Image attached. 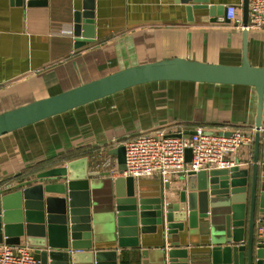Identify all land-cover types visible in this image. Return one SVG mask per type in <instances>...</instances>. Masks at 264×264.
Wrapping results in <instances>:
<instances>
[{
	"label": "crops",
	"instance_id": "crops-1",
	"mask_svg": "<svg viewBox=\"0 0 264 264\" xmlns=\"http://www.w3.org/2000/svg\"><path fill=\"white\" fill-rule=\"evenodd\" d=\"M229 3L237 5L243 20L244 0H0V113L163 58L239 64L242 28L216 21L222 17L221 7ZM88 11L93 12L90 25L95 36L76 47L75 13L85 19ZM249 32V58L253 65L264 66V29ZM257 105L253 86L177 80L139 84L0 136V181L18 173L34 179L47 169L88 157V168L100 173L93 177L96 186L91 190L93 208L100 217L112 180L106 174L111 167L103 164L110 158L119 166L118 155L111 150L124 140L157 128L184 135L199 127L252 131ZM253 156L254 143L234 157L249 162L240 167L249 176ZM259 166L261 173L262 140ZM134 184L138 195L154 200L163 188L176 196L187 180L178 176L174 185L166 187L154 176L134 178ZM192 232L193 241L183 243L193 251H206L199 228ZM92 233L94 248L116 249L115 260L108 258V263L143 264L144 249L171 243L161 233H139L137 246L120 247L109 238V226L103 222L93 224ZM255 234V241L261 242L257 226ZM21 243H26L24 237Z\"/></svg>",
	"mask_w": 264,
	"mask_h": 264
},
{
	"label": "water",
	"instance_id": "water-1",
	"mask_svg": "<svg viewBox=\"0 0 264 264\" xmlns=\"http://www.w3.org/2000/svg\"><path fill=\"white\" fill-rule=\"evenodd\" d=\"M213 9L214 6L211 13ZM220 13L222 17L216 21L229 22L225 6ZM80 16V12L75 13L76 47L93 41L95 36L90 25L93 12L84 13L85 19ZM248 21L249 0H244L239 64L176 56L128 66L1 112L0 136L148 82L177 80L247 85L253 86L258 95L250 176L247 169L237 165L190 172L185 176L186 187L176 196H172L173 191L172 195L166 194L163 188L154 200L136 193L133 177H111L105 213L98 217L91 190L96 186L93 177L100 173L88 168V157H80L47 169L34 179L25 178L0 188V243L19 244L24 237L28 245L36 248V258L46 264H117L107 262L108 258L115 260L116 249L94 248L93 224L103 222L109 226V238L120 247L137 246L139 233H161L171 240L169 247L144 249L143 264H264V243L255 241L258 216L264 220V171L259 172L264 66L253 65L249 58ZM193 133L195 130L189 132ZM111 152L118 155L119 168L124 169V145ZM190 158L191 151L187 150V160ZM196 228L202 243L208 245L201 253L183 243L193 241L192 230Z\"/></svg>",
	"mask_w": 264,
	"mask_h": 264
},
{
	"label": "built area",
	"instance_id": "built-area-1",
	"mask_svg": "<svg viewBox=\"0 0 264 264\" xmlns=\"http://www.w3.org/2000/svg\"><path fill=\"white\" fill-rule=\"evenodd\" d=\"M225 16L229 24L244 28L238 16L237 5L229 3L225 6ZM246 28L264 29V0H249V21ZM256 126L252 131L233 129L231 131H209L197 128L195 133L184 135L170 133L165 128H157L141 132L135 137L123 141L125 147V168L120 169L110 158L104 166H110L108 172L112 178L119 176L144 178L158 176L165 184L174 185L178 176H186L190 172L202 170L230 168L249 162H241L234 157L241 149L254 143ZM230 132V134H226ZM261 140L264 142V126L261 129ZM177 134H181L178 136ZM187 150L191 158L187 160ZM22 173L0 181V188L9 187L25 179ZM258 233L264 243V220L257 219ZM36 248L27 243H0V264H46L35 256Z\"/></svg>",
	"mask_w": 264,
	"mask_h": 264
}]
</instances>
